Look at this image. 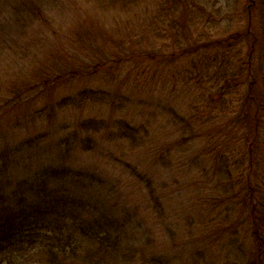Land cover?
<instances>
[{"label": "trees", "instance_id": "obj_1", "mask_svg": "<svg viewBox=\"0 0 264 264\" xmlns=\"http://www.w3.org/2000/svg\"><path fill=\"white\" fill-rule=\"evenodd\" d=\"M152 2L169 24L166 36L159 33L155 21L150 28L140 17ZM184 5L183 0H151L150 3L148 0H0V61L5 56L3 52L14 51L18 65L31 59L32 77L34 73L38 76L16 96H0V127L9 125L13 117L6 115L7 110L27 102L28 93H39L46 88L58 91L60 87L66 92L70 84L98 78L99 72L111 64L117 67L133 60L143 62L140 67L145 72L150 69L145 64L147 61H174L179 55L193 56L194 79L209 85V101L220 104L226 96L239 95L241 90V106L245 111L241 123L246 130L243 156L246 160L248 157V165H237L248 170L242 181L244 208L240 218V223L246 226V244L243 241L240 257L226 258L219 264H263L264 182H255L251 177L256 174L255 151L264 143V101L261 99L264 69L261 61L259 68L253 66L259 43L264 46V36L256 34L251 25L227 39L208 42L196 33L183 35L186 29L173 28L172 17L183 22L188 12ZM252 5L253 1L247 7L249 22ZM190 8L188 13L196 16H193L195 23L200 21L197 19L203 14L200 3ZM115 13L123 15L115 28L125 31L119 34L125 35L124 44L130 43L128 49L132 51L140 48L138 39L144 40L145 33L153 41L163 39V43L173 35L178 45L186 37L191 47L179 54L165 50V45L133 51L130 57H124L122 50L93 54L92 34L96 32V38L108 45L115 39L114 27L109 25ZM242 42H246L249 63L245 65L247 68L233 70L224 60L238 56L239 52L231 48ZM85 51H88L86 55ZM225 64L227 68L223 70ZM84 97H88L85 89L76 97L77 101L63 96L64 102L58 108L66 104V107H80L78 100H86ZM47 110L51 120L43 116ZM58 110L55 107L34 110L27 116H32L29 119L33 123L32 131L23 127L17 133L12 128L15 138L9 147H2L6 129L0 130V264H173L171 256L164 251L166 243H157L153 237L151 219L155 220L154 226L159 225L156 222L159 217L154 214L160 210L165 217L171 206L173 197H167L163 184L170 188L171 195L177 193L176 189L171 183L143 175L140 166L126 162V169L121 172L123 175L130 172L132 179L128 183L140 189L141 196L145 197L143 202L131 194L122 175L117 176L100 162L90 166L73 159L74 152H82L108 160L111 152L104 144L114 140L115 135L107 133L105 136L109 135V139L103 136L106 121L102 118L88 117L82 122L75 114L59 117ZM223 160L225 157H221L220 161ZM231 222L236 227L239 224L238 219ZM168 224L176 231L177 227ZM140 226H145L146 231L138 240L135 233ZM224 233L235 238L233 250L236 251L242 239L239 228L232 226Z\"/></svg>", "mask_w": 264, "mask_h": 264}, {"label": "rangeland", "instance_id": "obj_2", "mask_svg": "<svg viewBox=\"0 0 264 264\" xmlns=\"http://www.w3.org/2000/svg\"><path fill=\"white\" fill-rule=\"evenodd\" d=\"M251 1L254 5L251 6L249 22L247 7ZM251 1L183 0L188 12L193 4L200 3L203 14L197 19L201 20L195 23L196 16L187 12L183 22L178 17H172V27L186 29L183 35L191 32L201 35L206 42L227 39L232 34L246 31L249 25L256 34L263 37L264 0ZM150 2L151 0H148V3ZM151 4L140 17H143L145 25L150 28L154 27L151 22L155 21L159 33L166 36L169 34V24L165 17H162L163 14L162 16L158 14V7H155L153 2ZM122 18L123 15L115 13L109 22L115 33V39L110 45L103 39L96 38V32L92 34L93 54L100 52L113 54L116 50H122L124 57H130L133 51L142 52L161 45L166 46L165 50L179 54L183 49L191 47V41H185L186 37L185 39L182 37L178 45L176 43L178 39L175 40L173 35L171 40L165 39L163 43V39L157 38V41H153L152 37L145 33L147 37L144 40L138 39L140 48L132 51L128 49L130 43L124 44L125 35L119 34L125 31L115 28L116 21H122ZM174 19L179 23L177 21L173 23ZM259 45L253 66L259 68L261 61L264 69V46L261 43ZM231 50L239 52L238 56L229 60L225 58L224 63L232 66L233 70L246 67L245 65L249 63L246 42L235 44ZM86 52L88 51L83 54L86 55ZM3 53L5 56L0 61L2 88L0 96L13 97L38 76L35 77L34 73L32 77L34 66L31 59L26 64L18 65L14 51ZM192 58L190 55H179L174 61H147L145 64H149L150 69L145 72L144 68L140 67L143 66V62L136 63L133 60L117 67L111 64L108 69L99 72L98 78L94 76L70 84L66 92L60 87L58 91L46 88L39 93H28V101L22 106L19 104L13 110L6 109V115L13 119L5 128L0 127V130L6 129L2 147H9L11 142L13 144L15 137H12V128L16 129L14 132L17 133L21 132L23 127L32 131L33 123L29 120L32 116L30 118L27 116L41 107H55L56 111L60 109L57 112L59 117L75 114L74 116H79L82 122L88 117L102 118L106 121L102 130L103 136L107 133L115 135L114 140L104 144L111 152V156L105 160L91 153L74 152L73 159L78 158L83 165L90 166L100 162L117 176L122 175L131 194H135V197L142 199L143 202L145 197L141 196L140 189L128 183L132 179L130 172L126 170L125 175L121 172L126 169V162L140 166L144 171L143 175L148 174L155 180H163L173 185L177 191L175 195H171L170 188L163 184L165 187L163 191L167 197H173L165 217L158 210L154 217H159V221L156 222L160 224L154 226L155 220L151 219L153 237L157 243H166L164 251L171 256L173 264H219L226 258L237 259L240 257L244 242L246 244L244 240L246 226L240 223V218L244 208L242 181L248 174V170L244 169L248 165V157L246 160L243 156L246 147L243 137L246 130L244 131L241 123L245 112L241 106V90L239 95L231 93L220 104H213L209 101L207 91L209 85L200 84L199 80L194 79ZM89 59L94 60L95 57L89 56ZM226 64L223 65V70H226ZM116 68L119 73L116 72ZM84 89L88 97H84L86 100L83 101L78 100L80 107H66V104L63 108H58L59 104L64 102L63 96H70L76 100ZM261 99L264 101V97ZM48 112L47 110L43 113L47 119ZM4 113L5 111L2 114ZM105 137L109 139V135ZM254 156L258 165L255 166L256 174L254 173L251 178L255 182H264V143L255 151ZM221 157H225V162L220 161ZM237 163L244 167L238 168ZM161 217L165 219L164 227ZM237 219L239 224L236 227L231 221ZM167 222L177 227L176 231L172 230L173 227ZM232 226L239 228L240 238L243 239L240 240L236 251L233 250L235 238L227 237V233H224L226 228ZM145 231V226L143 228L140 226L135 237L138 240L142 239ZM149 233L152 235V231Z\"/></svg>", "mask_w": 264, "mask_h": 264}]
</instances>
